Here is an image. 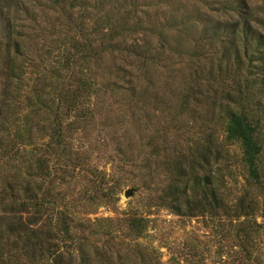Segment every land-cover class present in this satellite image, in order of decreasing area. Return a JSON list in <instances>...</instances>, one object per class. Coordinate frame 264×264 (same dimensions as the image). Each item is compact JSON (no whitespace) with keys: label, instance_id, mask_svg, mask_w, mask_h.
<instances>
[{"label":"rangeland","instance_id":"obj_1","mask_svg":"<svg viewBox=\"0 0 264 264\" xmlns=\"http://www.w3.org/2000/svg\"><path fill=\"white\" fill-rule=\"evenodd\" d=\"M85 1L82 12L79 6L68 9L71 27L62 26L67 16L52 0H30L28 12L21 16L25 67L19 104L3 126L6 132L0 134V193L7 181L15 182L13 174L17 180L27 179L28 152L33 150L36 156L43 152L35 146L46 138L34 135L29 146L15 136L29 119L37 121L28 106L36 77L47 75L46 82L55 86L56 73L49 69L73 52V38L80 43L85 38L90 54L75 63L73 76L90 77L95 88L85 96L82 110L90 114L69 135L67 145L86 168H56L60 164L48 155L49 174L37 180L43 181L42 193L54 202L75 205L74 221L88 228L74 233L87 237L86 250L94 256L95 248L100 249L104 264H142L137 252L147 264L230 261L237 247L227 218L178 215L173 204L162 200L172 185L179 190L187 187L185 195L190 198L187 179L192 172L211 177L230 204L241 196L247 201L255 197L254 220L262 228L255 237L254 254L264 258V196L247 185L239 145L225 140L226 93L235 67L223 64L219 71L216 66L229 31L215 26L238 18V2ZM243 1L252 28L264 35V0ZM214 29L220 36H213ZM54 40L64 41L63 46ZM239 68L241 80L249 79L248 87L254 92L251 103L261 106L264 119V94L259 95L257 83L250 79L252 74L264 77V61H243ZM68 72L60 73L63 77ZM4 84L0 77V93ZM113 186V194L104 196ZM129 188L135 190L125 198L123 192ZM179 201L185 211L183 197ZM132 216L144 221L138 237L126 225ZM73 254L78 258V252Z\"/></svg>","mask_w":264,"mask_h":264},{"label":"trees","instance_id":"obj_2","mask_svg":"<svg viewBox=\"0 0 264 264\" xmlns=\"http://www.w3.org/2000/svg\"><path fill=\"white\" fill-rule=\"evenodd\" d=\"M29 1L0 0V77L5 82L4 90L0 93V134L6 132L7 128L3 126L19 104L18 94L25 67L21 59L25 42L21 16L28 12ZM236 1L238 18L215 26L217 29L224 28L229 31L226 35L228 42L223 47L216 65L217 69L221 71L223 64L228 68L230 63L235 67L231 76L232 87L226 93L225 140L239 145L247 185L264 196V119L261 115V106H257L258 103H251L250 95L254 92L248 87L249 79L241 80L239 76V66L243 61L247 63L264 61V35L252 28L251 15L245 9V2ZM52 3L61 9L65 16L69 14L68 9L73 10L79 6V11L82 12L86 6L85 0H52ZM240 7L243 9H239ZM70 17H66L68 21L62 26L71 27ZM117 26L122 27L124 24L119 23ZM214 32L213 36H220L217 30ZM115 34L110 35L116 36ZM81 39L80 43L73 38L70 45L73 52L68 53L69 56H66L64 61L57 60L59 66L49 69L56 73L53 75L58 81L55 86L46 82L47 75L38 73L34 89L28 97L31 101L28 106L33 109L31 116H37V121L32 123L29 119L27 125L15 132V136L26 140L23 144L29 146L34 135L38 134L39 138L46 139L35 146L36 149L34 148L43 151L40 155L36 156L38 153L33 150L28 152L31 155L29 154L25 161L27 179L17 180L18 175L13 174L15 182L7 181L0 193V264H104L102 258L105 256L103 253L101 256L100 249L95 248L96 254L93 256L85 248L87 237H77L74 233L84 230V227L88 228L84 223L74 221L75 214L72 209L75 210L73 207L75 205L64 203L62 206L54 202L42 193L43 181L37 180L49 174L48 155H53L55 161L60 164L56 168L68 170L72 168L79 170L78 166H81L82 170L86 168L67 145L69 135L78 130L80 123L85 122L90 114L82 110H85V96L95 88L90 77L73 76L75 63L88 58L90 54L89 43L85 38ZM52 42H56L57 46L60 44L63 46L64 41L60 44L58 40ZM65 69L69 72L62 77L60 72ZM229 71L228 69L226 72ZM253 75H250V79L257 83L259 95H263L264 77ZM13 82L15 86L12 87ZM8 144L14 148L12 143ZM57 162L55 164H58ZM188 179L187 181L191 183L190 198L185 195L187 187L179 190L177 186L172 185L169 187L168 197L162 198L163 202L173 204L171 207L178 215L185 212L182 215L191 217L205 215L217 219L225 217L229 220L234 229L233 246L237 247V250L230 255V261H224L222 264H264L262 255L254 254L255 237L262 228L261 224L254 220L255 197L247 201L246 196H241L230 204L219 187L213 185L211 177L206 175L198 177L191 172ZM114 188L113 186L104 196L113 194ZM182 197L185 211L180 210L179 200ZM233 220H236L235 224ZM126 225L135 237L140 236L145 228L143 219L135 216L128 217ZM75 251L78 252V258L73 254ZM136 254L142 264H147L145 256L138 252Z\"/></svg>","mask_w":264,"mask_h":264},{"label":"water","instance_id":"obj_3","mask_svg":"<svg viewBox=\"0 0 264 264\" xmlns=\"http://www.w3.org/2000/svg\"><path fill=\"white\" fill-rule=\"evenodd\" d=\"M134 188H129V189H126L124 192H123V196L125 198H129L133 195V192H134Z\"/></svg>","mask_w":264,"mask_h":264}]
</instances>
